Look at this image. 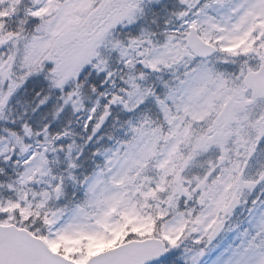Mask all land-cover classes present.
Returning a JSON list of instances; mask_svg holds the SVG:
<instances>
[{
	"label": "snow or ice",
	"instance_id": "1",
	"mask_svg": "<svg viewBox=\"0 0 264 264\" xmlns=\"http://www.w3.org/2000/svg\"><path fill=\"white\" fill-rule=\"evenodd\" d=\"M0 264H264V0H0Z\"/></svg>",
	"mask_w": 264,
	"mask_h": 264
}]
</instances>
